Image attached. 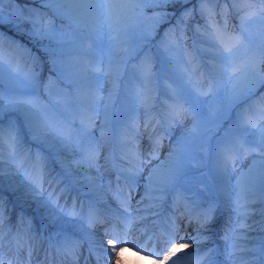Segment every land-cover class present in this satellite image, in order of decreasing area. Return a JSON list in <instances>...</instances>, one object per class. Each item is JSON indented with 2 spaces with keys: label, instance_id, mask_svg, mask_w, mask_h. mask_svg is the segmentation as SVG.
<instances>
[{
  "label": "snow or ice",
  "instance_id": "snow-or-ice-1",
  "mask_svg": "<svg viewBox=\"0 0 264 264\" xmlns=\"http://www.w3.org/2000/svg\"><path fill=\"white\" fill-rule=\"evenodd\" d=\"M124 247L264 264V0H0V264Z\"/></svg>",
  "mask_w": 264,
  "mask_h": 264
},
{
  "label": "rangeland",
  "instance_id": "rangeland-1",
  "mask_svg": "<svg viewBox=\"0 0 264 264\" xmlns=\"http://www.w3.org/2000/svg\"><path fill=\"white\" fill-rule=\"evenodd\" d=\"M18 39H27L26 37H18ZM46 74V73H45ZM167 152V144H165V147H164V149H162V151H161V156H163L165 153ZM136 199H138V195H137V197H136ZM133 203H135V199L133 200ZM178 239V238H177ZM184 249H181V254H183L184 253ZM187 251H192V249L191 248H189V249H187ZM128 254L129 253H126L125 251H121V253H120V260H121V258H126L127 256H128Z\"/></svg>",
  "mask_w": 264,
  "mask_h": 264
},
{
  "label": "bare ground",
  "instance_id": "bare-ground-1",
  "mask_svg": "<svg viewBox=\"0 0 264 264\" xmlns=\"http://www.w3.org/2000/svg\"><path fill=\"white\" fill-rule=\"evenodd\" d=\"M126 248V252L128 253V252H136V251H134V250H132L131 248H129V247H124L123 248V251H124V249ZM131 250V251H130ZM137 255V254H136ZM134 256H135V254H134ZM142 257H144V256H141V258H140V263L139 264H145V263H147V261H145L146 260V258L144 257V259L142 258Z\"/></svg>",
  "mask_w": 264,
  "mask_h": 264
}]
</instances>
